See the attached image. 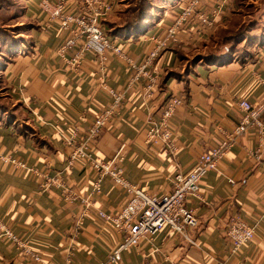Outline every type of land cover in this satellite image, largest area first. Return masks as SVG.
<instances>
[{
    "label": "crops",
    "instance_id": "0c3cea01",
    "mask_svg": "<svg viewBox=\"0 0 264 264\" xmlns=\"http://www.w3.org/2000/svg\"><path fill=\"white\" fill-rule=\"evenodd\" d=\"M40 1L26 3V18L38 28H28L26 47L21 44L1 66L8 104L0 108V154L7 158H0V219L44 262L24 256L9 237L0 236V264H99L121 237L98 212L117 213L127 196L110 178L96 192L90 160L71 157L97 115L112 107L110 89L123 92L124 98L94 141L92 157H122L131 182L148 193L165 194L172 190L177 173L190 171L203 152L218 146L239 124L242 100L264 103V43L256 44L255 56L246 62L236 59L184 72L182 57L205 45L240 13L239 0H226L210 31L186 24L180 43L160 53L154 61L160 80L151 98L117 55L110 54L101 65L88 52L82 67L68 66L58 53L65 37L61 22H49ZM111 1L113 9L104 21L115 18L122 4ZM165 1L145 33L112 35L139 63L152 48L150 36L162 34L190 0ZM65 2L68 11L83 8L81 0ZM215 4L216 0H202L208 12ZM171 72L177 74L168 75ZM173 96L182 99L171 120L176 150L151 145L146 130L150 118L161 116ZM260 118L264 124V112ZM47 178H58L62 185L44 188ZM186 203L200 220L188 229L191 240L166 226L124 251L115 264H264V126H250L238 136ZM236 215L255 227L256 236L232 253L226 232Z\"/></svg>",
    "mask_w": 264,
    "mask_h": 264
},
{
    "label": "built area",
    "instance_id": "2783aa9c",
    "mask_svg": "<svg viewBox=\"0 0 264 264\" xmlns=\"http://www.w3.org/2000/svg\"><path fill=\"white\" fill-rule=\"evenodd\" d=\"M83 8L78 11H68L65 0H41L40 6L47 14L49 22L57 19L61 22V30L65 34L63 42L58 49L59 55L65 63L79 69L83 66L85 55L92 52L97 61L104 65L110 54L123 58L134 70L132 80H141L146 96L154 94V88L159 83L160 73L154 68V61L160 53L181 41V28L190 23H196L206 31H210L216 24V16L221 14L226 0H216L212 12H208L202 5V0H190L180 12L178 18L168 26L162 34L150 36L152 48L145 61L139 63L129 57L109 33L104 19L111 13L113 2L111 0H81ZM114 97L112 107L102 110L83 136L79 147L71 157H85L90 160L95 171L94 190L100 192L106 178L112 179L121 186L127 196L125 205L117 213H108L100 210L99 216L109 221L115 231L120 234V241L109 252L106 260L99 264H115L122 259L124 251L137 246L145 237L151 236L158 230L168 226L179 235L191 240L188 229L195 228L200 220L193 208L187 203V197L197 195L200 182L205 174L219 167L224 160L228 148L250 126L262 128L264 126L260 116L264 112V103L252 104L244 99L240 102L243 115L239 124L225 134L223 141L212 150L203 152L197 159L194 167L186 173H177L172 179V190L165 194L148 193L139 185L131 182L124 167L121 165L122 157L115 159H96L92 157V145L101 134L109 119L115 114V108L122 102L124 93L110 89ZM182 99L173 96L164 104L163 112L158 118H150L147 124V141L151 145H164L171 150H176L173 140L171 120L181 105ZM255 152V157H260V148ZM1 159L6 157L0 154ZM10 160H14L10 158ZM70 161V162H71ZM22 164V163H19ZM61 181L47 178L41 184L44 188L61 186ZM227 237L230 242V251L237 253L246 242L252 241L256 230L244 217L234 216L227 228ZM0 236L9 237L26 257L44 262L43 256L28 245L0 219Z\"/></svg>",
    "mask_w": 264,
    "mask_h": 264
},
{
    "label": "rangeland",
    "instance_id": "374dc122",
    "mask_svg": "<svg viewBox=\"0 0 264 264\" xmlns=\"http://www.w3.org/2000/svg\"><path fill=\"white\" fill-rule=\"evenodd\" d=\"M28 0H0V62L3 61V56L9 53L12 49L10 44H16L26 47L24 42L29 40L28 28L38 25L26 18V10ZM240 1V0H239ZM122 4L117 10V16L111 17L108 20L116 26H122L124 23L135 22L140 16L148 18L147 26H154L156 17L159 15L160 6L165 3V0H121ZM242 14L237 15L233 20L224 35H216L201 46L198 50L190 53L187 58L188 63L183 61L182 68L189 65L198 64L210 67L218 64L217 61H208L206 56L211 53L230 51L235 57H243L255 54L254 38L249 39V35H261L264 33V0H244L239 4ZM241 24V25H240ZM237 29L245 32L247 39L241 40L240 35H237ZM207 45V46H206ZM10 50V51H9ZM7 51V52H6ZM13 53V51L11 52ZM7 55V54H6ZM199 56L201 58L198 63H193V59ZM193 69V68H191ZM190 69V70H191ZM6 79L0 70V98L5 94Z\"/></svg>",
    "mask_w": 264,
    "mask_h": 264
},
{
    "label": "trees",
    "instance_id": "16d2710c",
    "mask_svg": "<svg viewBox=\"0 0 264 264\" xmlns=\"http://www.w3.org/2000/svg\"><path fill=\"white\" fill-rule=\"evenodd\" d=\"M243 1L244 0H240L239 1L240 4H242ZM239 14L240 15L242 14V11L241 10H240V13ZM239 14H237V15H239ZM237 15L234 16L233 20H235V18L237 17ZM135 20L136 21L134 23L133 22L124 23V25H122V26H116L112 22H110L108 19L105 20V22L109 26V33L111 35H120V36H123V37H129V36H134V35L136 36V34L138 35V34L145 33L150 28V27H148L146 25L147 24L146 22H147L148 18H147V16L145 17L144 14H143V16H140L139 18H137ZM228 28H229V25H228V27H225V28L224 27H221L219 29V31H218L217 34L218 35H224L222 33L226 32V30ZM236 34L237 35H240V38L242 37L241 40L247 39V37H248L247 35H245V32H243L241 30L239 31L238 29H237V33ZM216 35L214 37H216ZM252 37L254 38L253 42H254V46H255L254 48H255V53H256V44L258 45V44L264 43V33L261 34V35H259V36H257V35H251L250 34L249 35V39H253ZM9 46H10V48L12 50L11 51L9 50L10 52L9 53H6L7 55L4 54L3 61L0 62V70H1V66L4 64V62L7 63V62L11 61V59L13 58V55H15L18 52V50H19V47L16 44H10ZM12 51H13V53H11ZM254 56H255V54L253 56L252 55L248 56L246 54V56L244 55L243 57L240 56L239 58H237V57L234 56V54H231L230 51H228V49H227V51L208 54L206 56V58H208L207 59L208 61L215 60V61H217L215 63L223 64V63H226V62H229V61H233V60H236V59L239 60L240 62H246L248 60L253 59ZM182 60L185 61L186 63H188V61H189V59L187 57H185V56L182 57ZM200 60H201V58L199 56H196L193 59V63H198V61H200ZM197 65L194 64V65H189L188 67L186 66L184 72L185 73H188L191 68H194ZM1 72H2V70H1ZM171 74H177V73L176 72H171L168 75H171ZM4 90H5L4 93H6V87H5ZM7 104H8L7 96L4 94L0 98V108L3 105H7Z\"/></svg>",
    "mask_w": 264,
    "mask_h": 264
}]
</instances>
